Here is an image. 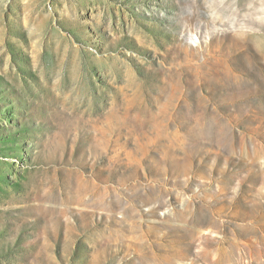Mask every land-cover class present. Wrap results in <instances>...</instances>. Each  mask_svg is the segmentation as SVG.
Wrapping results in <instances>:
<instances>
[{
	"label": "rangeland",
	"instance_id": "obj_1",
	"mask_svg": "<svg viewBox=\"0 0 264 264\" xmlns=\"http://www.w3.org/2000/svg\"><path fill=\"white\" fill-rule=\"evenodd\" d=\"M0 264H264V0H0Z\"/></svg>",
	"mask_w": 264,
	"mask_h": 264
}]
</instances>
